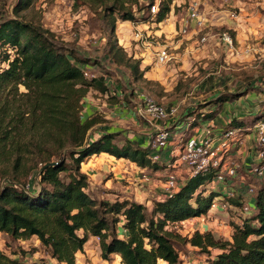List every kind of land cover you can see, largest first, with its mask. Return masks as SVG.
I'll return each instance as SVG.
<instances>
[{
    "label": "trees",
    "instance_id": "obj_1",
    "mask_svg": "<svg viewBox=\"0 0 264 264\" xmlns=\"http://www.w3.org/2000/svg\"><path fill=\"white\" fill-rule=\"evenodd\" d=\"M172 1L159 0L157 12L146 17H152L155 23L163 21ZM92 2L103 9L104 15H112L113 32L117 19L136 20L133 6L139 12L149 10L154 0L145 6H140L138 0ZM27 4V0H18L13 12L18 13ZM107 53L134 78L143 74L139 62L127 58L116 41L109 44ZM93 62L73 47L57 43L39 26L17 17L0 21V165L11 162L16 170L26 160L34 167L40 164L39 182L33 188L13 183L0 189V233L12 240L35 236L56 264H76L75 254L90 236L98 238L104 260L115 255L122 264H183L176 247L180 238L170 226L207 214L217 198L229 200L238 210L242 203L211 187L216 169L186 177L171 196L154 200L149 211L130 197L99 198L81 170L88 157L107 154L154 173L166 174L169 169L151 157L149 147L143 148L117 131H91L104 120L98 114L83 119V99L90 90L101 94L110 90L104 73L87 71L86 66L96 64ZM241 94L223 92L199 104L198 113H192L189 121L192 134L203 121L217 116L225 102ZM262 115L253 116L251 124L264 118ZM243 124L232 119L225 128ZM252 207V214L241 215L240 221L232 225L230 239L195 232L185 242L218 250L203 264H264L263 189H259ZM118 226L125 232L123 237L117 233ZM24 252L18 249L13 254ZM0 264L25 263L0 250ZM27 264L49 263L41 258Z\"/></svg>",
    "mask_w": 264,
    "mask_h": 264
},
{
    "label": "rangeland",
    "instance_id": "obj_2",
    "mask_svg": "<svg viewBox=\"0 0 264 264\" xmlns=\"http://www.w3.org/2000/svg\"><path fill=\"white\" fill-rule=\"evenodd\" d=\"M27 1L26 8L14 13L13 7L18 0H0V21L17 17L39 26L48 31L57 43L73 47L79 55L96 61L93 62L96 64L86 66L87 71L94 74L104 73L110 90L108 94L90 90L83 99L85 108L102 117L104 122L97 125L102 127V130H115L121 137L129 138L143 148L149 147L151 157L156 156V161L166 165L167 169L174 173L178 185L188 177L190 168L185 163L175 162L176 146L192 134L189 121L193 119L192 113H198L199 104L223 92L238 90L241 93H264V62L260 59V53H257L254 60L258 64L249 65L240 56L239 39L235 42L233 38L234 50L226 51L218 38L224 31L235 37L236 32L229 28L228 24H221L224 19L227 20L225 15L223 17L219 15L220 20L216 25H208L198 33L191 27L188 29L189 33L185 35L180 33V24L186 17V8L191 0H173L170 12L159 23H155L152 17H146L152 13L150 8L139 12L133 6L136 20L117 19L113 32L110 28L112 15H104L103 9L92 0ZM149 1L138 0L140 6L147 5ZM206 2L214 8L219 9V5L222 9L229 8L222 0ZM257 2L230 0L234 11L239 12V6L242 5L246 11L259 15L260 19L257 22L253 21L255 29L258 30L262 26L256 23H260L264 18V0ZM136 33L140 34V39H137ZM257 33L259 35L258 31ZM203 34L208 36L204 43H200L199 39ZM245 34L247 35V32ZM113 41L122 47L127 58L139 62L140 70L143 71L139 78H134L125 66L116 65L110 58L107 52L109 44ZM263 43L264 39L262 42L259 41L257 47ZM162 45H168L171 58L168 62L160 64L156 61L155 52ZM211 47L219 50L213 49L214 51L210 52ZM252 79L254 87L249 86ZM140 95L165 106L177 107V116L174 119L168 117L162 121L161 126L168 131V140L162 148L153 149L149 146L152 129L136 112ZM261 113L264 117V108ZM219 114L202 122L200 125L202 130L206 128L214 130ZM247 118V124L252 123L253 116ZM240 128L242 126H238V129ZM39 167L40 164L34 167L28 160L23 161L16 170H13L11 162L1 164L0 189L13 183H17L19 187L27 183L30 187L37 185ZM81 170L87 174L91 190L99 198L114 200L130 197L143 203L149 211L152 202L164 195L161 189L165 176L149 169H145L144 172L126 159H116L107 154L94 155L82 162ZM143 172L147 173L146 179L141 178ZM213 182L212 188L222 191L231 199H238L243 205L254 200L259 189L264 190V176L248 174L243 168L235 177H227L223 182L213 179ZM250 187L256 189L255 193H249ZM251 213L253 209L247 212L240 211L230 205L227 199L216 200L212 212L194 218L193 221L185 220L171 225L170 229L180 238L176 247L183 264H203L206 257L213 256L218 251L216 248L203 249L186 243L185 241L195 232H209L220 240L230 239L232 225L240 221L241 215L247 216ZM117 233L120 237L125 235L119 226ZM18 249L24 250L25 254H13ZM0 250L25 264L41 258L49 264H56L44 252L35 236L26 240H12L4 233H0ZM75 262L122 264L119 256L113 255L109 260L102 259L99 240L94 236H90L82 250L75 254Z\"/></svg>",
    "mask_w": 264,
    "mask_h": 264
},
{
    "label": "built area",
    "instance_id": "obj_3",
    "mask_svg": "<svg viewBox=\"0 0 264 264\" xmlns=\"http://www.w3.org/2000/svg\"><path fill=\"white\" fill-rule=\"evenodd\" d=\"M158 1L154 0V3L150 5V11L156 13L158 10ZM226 3L229 8H219L225 11L229 17L237 18L238 12L232 9V4L230 0H222ZM218 11V10H217ZM215 8L209 5L206 0H191L186 8V17L180 24V33L185 35L189 33V27L194 29L196 33L204 30L208 25H216L220 20L219 14ZM137 39H140V34L136 33ZM219 40L226 44L229 51L234 50V40L229 32L224 31L218 35ZM206 35H202L199 39L200 43L206 41ZM260 59L264 61V43L261 45ZM156 61L160 64L166 63L171 58L168 45H162L155 52ZM136 112L139 117L143 118L151 127L152 132L150 135V145L154 149L162 148L166 145L168 140V131L163 128L162 121L170 117L174 119L177 116V107L174 105L165 106L156 103L153 99L146 97L144 95L139 96V103L136 105ZM207 133L201 141L198 140L200 133L202 132V127H195L193 129V134L183 142H179L176 146L177 158L175 162L185 163L189 166L190 172L188 177H192L197 173L208 172L210 170H217V175L214 180L218 182H223L227 177H235L240 170V162L237 159H233L228 156L229 151L235 147H240L243 144V134L237 128H228L224 130H210L206 128ZM254 131L255 141H256V158L250 164L249 172L258 177L264 176V120H259L252 126ZM156 160V156H152ZM143 171L146 168H140ZM146 172V171H144ZM142 173L141 178L146 179L147 173ZM157 173V172H155ZM159 173V172H158ZM166 178L162 183V193L163 196H171L172 193L179 186L176 183L174 173L169 170L166 174L159 173ZM39 178V176H38ZM27 183L23 186L24 189L33 188ZM249 193L254 192V188L250 187L248 189ZM162 196V197H163ZM219 200V199H218ZM216 206V199L211 205L213 210ZM240 211L252 210V205L248 202L247 205L241 206ZM209 212V211H208ZM197 218V217H195ZM194 218H189L186 221H193Z\"/></svg>",
    "mask_w": 264,
    "mask_h": 264
},
{
    "label": "crops",
    "instance_id": "obj_4",
    "mask_svg": "<svg viewBox=\"0 0 264 264\" xmlns=\"http://www.w3.org/2000/svg\"><path fill=\"white\" fill-rule=\"evenodd\" d=\"M253 1L257 2V0H253ZM239 7H240L239 8L240 11L238 12L237 18L229 17L228 14L220 8L218 9L216 7L215 10L216 11L218 10L217 13L219 15H222V17H223V15H225L227 18V20L224 19V21H222L221 24H223V23L228 24L229 28H232L236 32L234 34L235 37H233V38H234L235 42H236V40L239 39L238 40L240 42L239 48L241 49L240 50L241 52H239V53H240L241 58L244 61L248 62L249 65L251 63L252 64L253 63L258 64L257 62H254V60L257 58V53L259 52L260 47H261L260 46L261 44L259 45V47H257L258 43H259V41L262 42L264 39V18L261 19L260 23H256V24H259L260 26H262V27H260V29L257 30V29H255V25L253 24V21L255 20V22H257L260 19L259 15H256L252 11H246L245 9H243L242 5ZM246 21L248 23H245ZM259 25H256V26H259ZM257 31L259 32V35H258ZM246 32H247V35L245 34ZM251 33H252L253 38L251 36ZM203 35H206V37L208 36L207 34H203ZM256 40H258V42H256ZM223 47L227 51L226 44H223ZM213 49H215V48L211 47V49L209 51L213 52L214 51ZM215 50H219V48H217ZM249 82H250L249 86L254 87L253 79L250 80ZM236 91H238V90H236ZM239 92H241V91H239ZM263 108H264V93H261V92H256V93L255 92H244L237 99H235L233 101L225 102L223 104L222 110H221L222 112L218 116L219 119H218V122L216 123L215 129H214L216 132H218L219 130L226 129L225 128L226 124L229 123L232 119H237V120L243 121L244 124L242 125V128L238 129V127H237V129L240 130L241 133L243 134V137H242L243 138V144H242V146L235 147L231 151H229L228 156L233 158V159H237L241 165L240 169L243 168L248 174H251L249 172L250 164L254 161H257V158H256V147H257V145H256V141H255L254 131L252 130L253 124H251V123L247 124L246 120L248 119L247 117H249V116H255L257 113L260 114L262 112ZM82 114L84 115V117L82 115L83 119H85V118L90 117L91 115H94L97 113H91V110L89 108H85V106L83 104ZM261 120H264V118H262ZM205 121H207V120H205ZM91 131H93V133H95V134H100V133L104 132V130H102V127H99L97 125ZM112 131H115V130H112ZM218 199L219 198H217L216 200H218ZM252 201L253 200H251L249 202L251 205L253 204ZM209 212H212V210H209ZM204 215H202V216H204Z\"/></svg>",
    "mask_w": 264,
    "mask_h": 264
},
{
    "label": "water",
    "instance_id": "obj_5",
    "mask_svg": "<svg viewBox=\"0 0 264 264\" xmlns=\"http://www.w3.org/2000/svg\"><path fill=\"white\" fill-rule=\"evenodd\" d=\"M206 133H207V130L204 129V130L201 132V134L199 135L198 140L201 141V140L203 139V137L205 136Z\"/></svg>",
    "mask_w": 264,
    "mask_h": 264
}]
</instances>
